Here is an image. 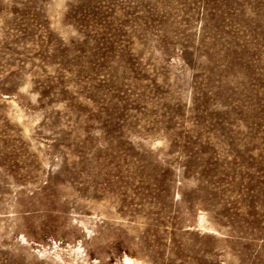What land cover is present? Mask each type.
I'll return each instance as SVG.
<instances>
[{
  "label": "rangeland",
  "instance_id": "obj_1",
  "mask_svg": "<svg viewBox=\"0 0 264 264\" xmlns=\"http://www.w3.org/2000/svg\"><path fill=\"white\" fill-rule=\"evenodd\" d=\"M0 264H264V0H0Z\"/></svg>",
  "mask_w": 264,
  "mask_h": 264
}]
</instances>
